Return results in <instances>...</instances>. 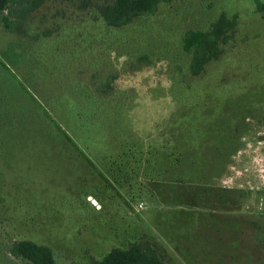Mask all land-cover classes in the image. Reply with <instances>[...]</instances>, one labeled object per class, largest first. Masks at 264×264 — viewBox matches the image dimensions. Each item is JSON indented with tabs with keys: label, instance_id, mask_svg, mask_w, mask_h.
I'll use <instances>...</instances> for the list:
<instances>
[{
	"label": "rangeland",
	"instance_id": "1",
	"mask_svg": "<svg viewBox=\"0 0 264 264\" xmlns=\"http://www.w3.org/2000/svg\"><path fill=\"white\" fill-rule=\"evenodd\" d=\"M82 1L15 5L19 29L0 13V264H31L6 254L21 240L55 264L134 243L163 264H264V12L170 0L115 28ZM222 14L233 38L194 76L182 37Z\"/></svg>",
	"mask_w": 264,
	"mask_h": 264
},
{
	"label": "trees",
	"instance_id": "2",
	"mask_svg": "<svg viewBox=\"0 0 264 264\" xmlns=\"http://www.w3.org/2000/svg\"><path fill=\"white\" fill-rule=\"evenodd\" d=\"M170 0H83V8L95 9L100 18L111 27L120 28L129 25L134 20L150 17L158 10L159 5ZM259 12H264V0H252ZM44 0H0V13L7 30L20 27L19 22L10 21L7 11L17 5L18 19L25 20L26 15L37 10ZM237 26V17L222 14L210 30H189L182 37V48L191 57L190 72L200 75L205 66L212 60H217L223 53V46L233 38ZM21 33V31H18ZM23 34H26L23 32ZM2 76V75H0ZM4 81V80H3ZM10 87L18 89L19 84L12 82ZM16 85V86H15ZM16 87V88H15ZM19 91V89H18ZM9 102L0 90V117L4 115L3 107ZM156 245L150 243H134L128 248H112L102 258L93 264H163L156 250ZM6 254L31 264H55L54 255L48 246L39 245L30 240L12 241L6 246Z\"/></svg>",
	"mask_w": 264,
	"mask_h": 264
}]
</instances>
